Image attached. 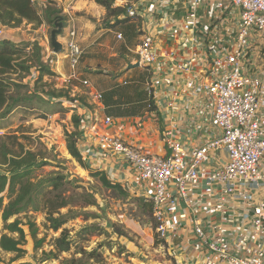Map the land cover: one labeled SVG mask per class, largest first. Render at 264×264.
Segmentation results:
<instances>
[{
  "label": "built area",
  "instance_id": "1",
  "mask_svg": "<svg viewBox=\"0 0 264 264\" xmlns=\"http://www.w3.org/2000/svg\"><path fill=\"white\" fill-rule=\"evenodd\" d=\"M126 6L119 18L135 23L149 108L187 116L192 135L166 124L167 152L152 153L103 131L99 123L113 125V117L84 116V160L92 152L125 166L126 178L112 180L152 204L155 230L177 264H264V0ZM64 47L71 82L84 52L75 29Z\"/></svg>",
  "mask_w": 264,
  "mask_h": 264
},
{
  "label": "rangeland",
  "instance_id": "2",
  "mask_svg": "<svg viewBox=\"0 0 264 264\" xmlns=\"http://www.w3.org/2000/svg\"><path fill=\"white\" fill-rule=\"evenodd\" d=\"M134 1L115 0V3L126 6ZM34 2L39 11L44 3H48L47 0ZM57 5L61 13L56 23L63 22L64 25L58 35L59 41L65 45L70 30L75 29L84 52L77 67L78 79L67 82L68 77L64 79L65 76L56 73L45 75L44 81L53 84L54 88L70 90L73 97H86L87 104L56 100L44 94L40 98L34 93L38 72L21 74L25 78L13 76L18 82L28 84L31 91L27 88L11 91L12 97L26 100L0 116V137L18 135L26 148L45 156L47 164L33 172L35 181L54 172L68 177L61 192L69 205L54 215L65 219L59 230L51 227L52 222L43 208V194L47 190L36 200L37 209L20 215L24 223L33 220L39 228L38 239L44 238L41 247L36 249L29 227L24 225L27 242L23 247L27 254L21 261L33 264H177L154 229L156 221L150 207L145 205V198L127 186L124 188L127 195L104 186L99 177L84 168L67 148V133L77 130L74 114L93 116L97 122L107 115L113 117L107 110L105 113L96 110L106 101L115 104L114 111H119L122 117L144 116L145 110L149 109V103H145L148 98L145 89L147 72L140 67L128 69L129 63H135V23L111 28L109 24L114 18L95 0H73L68 10L60 1ZM56 28V24L47 22L39 27L24 22L17 28L0 24L1 39L38 43L42 48V62L54 72L57 61L66 58L67 53L65 47L60 53L54 51L51 37ZM118 33L123 34V39L118 38ZM70 71L71 66L68 73ZM85 79L89 81L88 85L83 83ZM45 87L49 89V86ZM100 93L102 99L98 98ZM64 231L69 233L71 244L67 251L59 252L55 240ZM3 232L7 231L0 217V236ZM90 253H96V257ZM13 257L14 254L0 249V264H9Z\"/></svg>",
  "mask_w": 264,
  "mask_h": 264
},
{
  "label": "trees",
  "instance_id": "3",
  "mask_svg": "<svg viewBox=\"0 0 264 264\" xmlns=\"http://www.w3.org/2000/svg\"><path fill=\"white\" fill-rule=\"evenodd\" d=\"M44 3L42 11H39L33 0H0V24L5 27L17 28L24 22L34 24L36 27L44 23L56 24L59 19L61 9L57 7L58 1L47 0ZM97 4L105 7L110 16L114 19L109 26L115 28L121 24L130 23L132 18H119L127 6L116 5L115 0H95ZM38 72L35 78L34 93L41 98L44 95L56 100L66 99L70 102L79 101L87 104L86 97H73L68 89L54 88L53 84L44 81L45 75H55L50 67L42 62V48L38 43L15 42L10 39L0 40V116H3L20 105L26 99L24 97H12V90L27 88L31 91L28 84L18 82L19 76L31 75ZM17 77H13V76ZM23 76V77H24ZM25 78V77H24ZM49 86V89H45ZM45 87V88H44ZM18 92V91H17ZM84 119L83 115L74 114L73 120L76 131L67 133V148L69 153L84 168L91 171L93 176H98L102 184L108 188L119 190L127 195L120 182H116L109 177L108 173L102 169H94L83 158L78 146L81 136L79 127ZM48 161L45 156L26 148L20 141L18 135H8L0 137V217L4 223V229L0 236V249L6 253L14 254L9 264H33L28 261H21L27 254L23 247L27 242V233L24 225L29 227L31 236L35 241V248L39 249L44 238L38 239V226L33 220L24 223L20 218L23 213H28L32 208L37 209L36 200L43 194V208L46 211L48 220L52 222V228L59 230L65 223V219L55 217L60 214V209L69 205L68 199L62 194V187L68 182V177L60 172H54L35 181L32 177L35 169L43 167ZM150 207L152 213V204L145 203ZM15 217L13 221L11 218ZM155 229V227H154ZM55 246L59 252L67 251L71 244L69 233L64 231L60 237L55 240ZM96 257V253H90Z\"/></svg>",
  "mask_w": 264,
  "mask_h": 264
},
{
  "label": "crops",
  "instance_id": "4",
  "mask_svg": "<svg viewBox=\"0 0 264 264\" xmlns=\"http://www.w3.org/2000/svg\"><path fill=\"white\" fill-rule=\"evenodd\" d=\"M58 1H60L61 4L63 3V5H65L66 7L65 9L67 10L70 8V5L73 2V0ZM80 40L81 39H79V42ZM137 42L138 37L136 36L135 46ZM66 58H60L57 61V65L55 68V72L59 76H65L64 79H66L71 73V71L68 73V67L70 68V60ZM59 79L61 78L59 77ZM145 103H148V98H145ZM114 105H112V102L106 101V103H101V107L99 106L100 108L96 109L98 112L101 111L104 113L106 112L105 110H107L110 114L113 115V118L115 119V123L113 125H100L103 126L101 129L118 137H121L130 143L144 147L149 152L159 154H165L167 152L166 144L163 137V129L168 126L166 124H176L177 126H179L178 130H176L178 131L177 135L179 137L183 135L184 137L186 136L188 139H190L192 135L188 132V130L184 129V125L186 124V120H188V117L178 116L176 120H172L169 118V116H166L167 110L165 107H163V105H161L160 107L152 106L148 110H145L144 108L142 110H145L144 116L129 115L123 117L120 116L119 111H114V108H117V106ZM183 109L185 108L180 107V110L178 111L180 112ZM97 111L95 112L97 113ZM142 111H140V113ZM96 113L93 114L95 115ZM195 141L196 140H194L193 143H195ZM85 157H87V162L92 165V168L105 170L110 178L116 179L117 181H122L126 178L127 170L120 161H117L111 157H95L92 152H90V154Z\"/></svg>",
  "mask_w": 264,
  "mask_h": 264
},
{
  "label": "water",
  "instance_id": "5",
  "mask_svg": "<svg viewBox=\"0 0 264 264\" xmlns=\"http://www.w3.org/2000/svg\"><path fill=\"white\" fill-rule=\"evenodd\" d=\"M56 25H57V28L52 31L51 42L54 47V51L56 53H60L64 49V44L59 41L58 35L61 34V32L63 31L64 25H63V22H58L56 23ZM138 67H139V63L137 62L128 64V69H133V68H138Z\"/></svg>",
  "mask_w": 264,
  "mask_h": 264
}]
</instances>
